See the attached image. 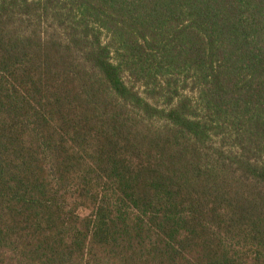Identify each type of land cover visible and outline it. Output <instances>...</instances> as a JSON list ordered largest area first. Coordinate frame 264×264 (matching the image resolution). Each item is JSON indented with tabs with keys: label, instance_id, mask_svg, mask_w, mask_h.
I'll return each mask as SVG.
<instances>
[{
	"label": "trees",
	"instance_id": "16d2710c",
	"mask_svg": "<svg viewBox=\"0 0 264 264\" xmlns=\"http://www.w3.org/2000/svg\"><path fill=\"white\" fill-rule=\"evenodd\" d=\"M0 264H264V0H0Z\"/></svg>",
	"mask_w": 264,
	"mask_h": 264
}]
</instances>
